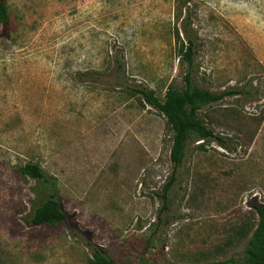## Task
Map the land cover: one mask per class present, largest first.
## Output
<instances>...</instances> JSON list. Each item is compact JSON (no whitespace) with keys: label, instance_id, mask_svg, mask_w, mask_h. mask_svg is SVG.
Masks as SVG:
<instances>
[{"label":"rangeland","instance_id":"rangeland-1","mask_svg":"<svg viewBox=\"0 0 264 264\" xmlns=\"http://www.w3.org/2000/svg\"><path fill=\"white\" fill-rule=\"evenodd\" d=\"M3 1L0 264H89L92 246L117 264L243 260L264 206V0ZM187 75L238 94L198 111L224 144L191 134L165 200L173 133L135 91L164 101ZM27 163L55 180L63 225L30 223L51 188Z\"/></svg>","mask_w":264,"mask_h":264},{"label":"trees","instance_id":"trees-1","mask_svg":"<svg viewBox=\"0 0 264 264\" xmlns=\"http://www.w3.org/2000/svg\"><path fill=\"white\" fill-rule=\"evenodd\" d=\"M10 24L11 18L8 7L3 0H0V27L7 28ZM184 30L188 44L185 45L182 42L179 32L175 34L176 43L178 45L181 44L180 52L182 53V58L191 66L194 60L196 44L191 36H189L186 26ZM123 68V64L117 62V71L122 72ZM190 78V75L185 77L186 87L182 91L169 88L164 101H161L153 91L146 88L135 91L144 106L152 107L165 116L173 133L170 157L174 168L169 182L164 186V199L176 180L177 169L185 157L186 143L191 134L197 135L200 140L205 142L215 139L221 144H224V139L216 136L198 118V111L206 106L219 103L227 97L238 94L237 91H225L220 94H214L201 90L192 85ZM20 172L25 177L43 182L51 188L49 190L50 192L48 191L47 193L45 201L35 209L30 223L34 226L54 227L63 225L67 220V214L63 210L59 200L55 180L50 179L40 165L36 163H27L20 168ZM253 208L258 216V223L248 241L243 260L235 261L231 259L217 264H264V206L256 204ZM91 248L92 257L89 259V264H117L106 250L95 246Z\"/></svg>","mask_w":264,"mask_h":264}]
</instances>
